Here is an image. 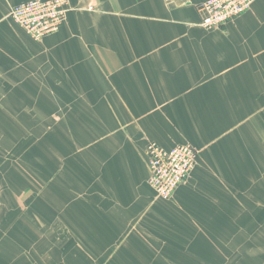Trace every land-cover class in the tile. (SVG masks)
Wrapping results in <instances>:
<instances>
[{
	"label": "crops",
	"instance_id": "crops-1",
	"mask_svg": "<svg viewBox=\"0 0 264 264\" xmlns=\"http://www.w3.org/2000/svg\"><path fill=\"white\" fill-rule=\"evenodd\" d=\"M24 1L0 0V264H180L185 254L188 264H211L206 258L218 251L192 234L180 236L189 244L179 250H83L66 244L56 250L51 236L43 249H1L4 225L18 221H4L2 210L14 202H2L3 196L19 194V182H9L4 164L18 158L22 141H34L35 133L24 130L47 131L49 152L52 145L60 151L54 155L59 220L67 224L69 216L96 211V224L113 227L103 240L114 243L132 240L120 233L132 226L133 209L162 208L160 202L147 205L148 194L155 199L147 153L142 159L150 142L167 149L189 142L199 150L191 178L172 198L175 207L190 205L191 196L205 193L209 179H217L205 165L211 156L225 159L218 142L236 139V145L251 147L250 160H263L264 0H253L246 13L212 29L201 25L197 8L206 0H69L60 29L38 41L11 17ZM84 158L91 163L92 186L80 192L84 172L77 166ZM139 178L147 188L137 198Z\"/></svg>",
	"mask_w": 264,
	"mask_h": 264
},
{
	"label": "rangeland",
	"instance_id": "rangeland-1",
	"mask_svg": "<svg viewBox=\"0 0 264 264\" xmlns=\"http://www.w3.org/2000/svg\"><path fill=\"white\" fill-rule=\"evenodd\" d=\"M56 117L58 118V115ZM33 132L35 133L34 141L32 139L29 142L22 141L18 158L4 164L3 171L10 173L9 182L18 180L19 194L3 196L2 202L13 201L14 207L18 205L16 208L12 206L10 209L2 210L4 221L7 222L8 219L12 221V218L18 221L13 225H4V241L1 243V249H10L13 246L19 251L43 249L49 245L46 239L51 236L57 244L56 250L63 249L65 247L62 246L63 244L74 245L83 250L89 246L92 249L124 248L125 246L133 250H179L187 249L189 244L181 242L180 236L192 234L196 239L204 237L210 242L205 244L218 251L216 255L206 258L211 264H264V159L250 160L251 147L236 145V139L233 138H228L226 144L218 142L220 149L218 153L224 155L225 159L216 161L211 156L208 166L205 165L208 170L215 172L217 177V179H209V184L203 187L206 189L205 193L191 196L188 201L191 204H187L186 207L171 205L174 196L170 200L155 197L158 199L155 201L148 194L147 205L160 202L163 204L161 210L155 211L153 209L155 206H149L147 209V206L143 205L140 206V211L133 209V215L137 216H133L132 226H126L125 231L120 233L131 235L132 240L112 243L103 239L111 233L113 227L96 224L98 221L92 218L96 211L88 209L87 216L77 215L73 220H70L69 216L67 224L59 220L60 198L54 192L55 188L59 187V162H55L54 155L59 157L60 151L52 145L53 154L49 152V146L44 142V134L47 132L45 130L27 131L26 129L22 133L33 135ZM185 143L191 144L189 142L179 144ZM89 148L83 146L84 151ZM68 149L73 153L72 146H68ZM261 153L264 154L263 150ZM145 157L144 151L142 159L144 160ZM74 164L76 165V162ZM70 165L69 173L74 171ZM77 167L84 172L83 183L78 190L90 191L91 163L84 158L78 161ZM68 178L74 184V177ZM103 180L106 181V179ZM137 180L140 182L136 183L137 187L133 191L135 197L141 196V193L145 194L147 188L144 178ZM4 183L6 184V181ZM107 188V185H104V191ZM74 198L75 196L69 198V201L73 202ZM106 217L107 212L104 213V218ZM104 218L98 220L105 221ZM181 219L186 220L188 224L186 225ZM85 235H93L98 240L77 241L76 236ZM9 236L14 239V242H6ZM66 238L72 242H63ZM192 243L197 244V242ZM186 256L187 254L181 256L180 264L189 263ZM200 260L203 259L200 258ZM193 264L201 263L195 259Z\"/></svg>",
	"mask_w": 264,
	"mask_h": 264
},
{
	"label": "built area",
	"instance_id": "built-area-1",
	"mask_svg": "<svg viewBox=\"0 0 264 264\" xmlns=\"http://www.w3.org/2000/svg\"><path fill=\"white\" fill-rule=\"evenodd\" d=\"M252 3L253 0H206L197 6L201 25L208 29L224 26L250 10ZM70 8L69 0H27L12 8L11 17L38 41L60 29ZM146 153L148 183L161 200L174 196L197 166L199 157V150L187 143L167 149L150 142Z\"/></svg>",
	"mask_w": 264,
	"mask_h": 264
}]
</instances>
